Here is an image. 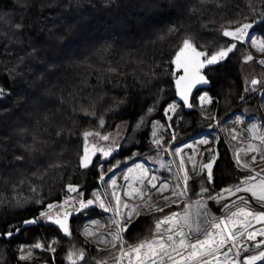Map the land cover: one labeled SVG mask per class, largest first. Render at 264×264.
<instances>
[{
    "label": "trees",
    "instance_id": "trees-1",
    "mask_svg": "<svg viewBox=\"0 0 264 264\" xmlns=\"http://www.w3.org/2000/svg\"><path fill=\"white\" fill-rule=\"evenodd\" d=\"M243 23L264 40V0H0V234L61 201L68 186L90 196L115 167L155 153L156 122L169 141L237 111L263 115L261 95L245 86L246 43L223 35ZM186 40L209 55L237 45L227 59L205 67L211 87L198 90L191 107L176 99L182 73L176 57ZM205 92L213 97L210 106L199 102ZM173 102L178 108L168 121ZM121 123L127 132L112 160L98 158L83 169L84 134L107 136ZM222 142L217 186L202 192L190 182L188 198L211 197L241 180L232 178L236 163ZM174 209L140 216L129 243L150 236L155 217ZM44 229L38 223L15 239ZM8 243L0 238V264H7ZM19 248L8 251L12 263Z\"/></svg>",
    "mask_w": 264,
    "mask_h": 264
},
{
    "label": "snow or ice",
    "instance_id": "snow-or-ice-1",
    "mask_svg": "<svg viewBox=\"0 0 264 264\" xmlns=\"http://www.w3.org/2000/svg\"><path fill=\"white\" fill-rule=\"evenodd\" d=\"M252 28L251 23H243L234 31L225 30L223 35L231 37L233 40L241 41L248 39L251 46L256 49L257 52L264 54V40L253 39L249 37L248 30ZM237 48L235 43L231 44L227 48H221L212 55L197 51L191 41L186 40L183 45V49L176 57L177 67H183L185 76L177 79L178 87L181 81L189 75V67L194 68V79L192 83H204L209 81L201 74V69L208 65H215L228 58L230 53H233ZM201 57H207L201 59ZM255 57L249 53L245 56L244 62H251ZM259 64L264 65V59L258 61ZM261 83L257 79L251 81L252 85ZM191 85H189L190 89ZM3 90L0 89V92ZM181 99L188 103V91L186 89L180 90ZM202 103H211V99L207 96L200 98ZM191 107V105H188ZM176 105H171L168 111H174ZM171 117H169L170 119ZM255 128V125H253ZM94 135L92 132H86L84 134L85 140L89 136ZM99 135V133H95ZM155 135V133H154ZM102 140H108V136H101ZM233 139H236L233 136ZM261 144H264V135L260 137ZM207 143V141H201ZM157 145L161 143L159 139L154 141ZM95 148V146H93ZM105 157L111 154V150L99 149ZM258 149L254 146L249 148V151L256 152ZM181 150H176L175 155L179 156ZM21 159V157H17ZM192 158L189 157V160ZM215 162V157L207 163L200 165L201 169H207V179H212V165ZM83 166L88 167L91 160L88 156V149L85 148V155L83 157ZM237 163L250 172H254V175L247 176L235 187L226 188L224 193L229 195H235L237 193H249L253 200L258 203L261 208H264V168L259 171L251 168V166L245 161L241 163L239 153L237 154ZM252 163H256L255 157H252ZM138 168L142 169V175L134 177V181L139 183V187H134L132 183L128 185V190L125 192V196L128 197V201H138V203H129L124 201L121 197L113 192L112 196L115 199V205L109 203L107 206L100 197V193H96V201L99 202V207L104 211H111L113 215L112 223L115 225V231L111 233V241L100 240L99 243H104L106 246L110 243L113 248H118V255H115L113 259L116 264H124L127 259V264H165V261L170 264H221L220 256L224 257V264H257L258 261H264V241L257 242L253 245L258 249L255 254L248 255L243 260L239 259L243 252H248L249 247L245 245L242 238H246L249 241H254L257 235L264 237V228L259 230H249L252 227V222L264 224V210L255 211L250 207V201L243 196L239 197V200L243 202L244 206H240L238 202H233L235 210L229 211L233 205H225V211L229 214L217 219L211 217L206 211L207 205L201 200L197 199L192 203L186 205L185 211L181 214L174 212L170 215L163 217H155L154 226L151 229V235L145 236L143 239L137 241L134 244L128 243L123 233L128 230L129 227L139 219L141 215L151 214L156 212H164L165 205L168 203H176L172 197H183L188 191V181L191 179L189 170L185 167L184 159L181 158L177 168L178 183L170 186L167 182H163L157 186V177H148V169L143 165H138ZM134 171L133 169L129 170ZM192 172H196V167L193 166ZM183 173L181 176L180 173ZM127 179V177H125ZM259 178V179H257ZM147 180L151 189L156 191L163 197L165 205H158L152 202L150 195H147V191L144 187V181ZM116 181L112 180V184L115 185ZM69 191H78V189L69 186ZM208 189H202V192H207ZM165 192H170V196H164ZM223 195V194H221ZM211 199H217V197H210ZM67 203V202H66ZM93 200H80L79 205L81 208H88L93 205ZM52 207V206H50ZM195 209V211H193ZM49 220L57 224L65 233V235H71L70 229L67 224V217L69 213L57 214L51 216L48 213L44 214ZM39 221L36 219L25 221L26 224H36ZM6 235L11 236L12 233L8 232ZM85 235L93 237L95 233L91 230H86ZM35 248H43L44 245L37 243ZM54 251V249H53ZM29 256L31 253L28 254ZM27 258V257H24ZM211 258V259H209ZM71 264H79V261L84 260L83 251H74L68 256ZM96 264H108L106 259H99Z\"/></svg>",
    "mask_w": 264,
    "mask_h": 264
},
{
    "label": "flooded vegetation",
    "instance_id": "flooded-vegetation-1",
    "mask_svg": "<svg viewBox=\"0 0 264 264\" xmlns=\"http://www.w3.org/2000/svg\"><path fill=\"white\" fill-rule=\"evenodd\" d=\"M254 32H255V35H257V31L254 30ZM249 50L252 53L251 49ZM253 56L257 60V65H255L256 66L255 70L251 71L252 73H247L245 75V79H246L245 86L247 90H253L254 92L261 95L260 102H261L262 111H263L264 109V65H261L258 63V61L261 60L258 55L253 54ZM262 59H264V55H262ZM253 79H257L261 83L257 85H252L251 81ZM237 114H242L244 116H247L244 112L237 111L233 115L230 116L231 118L228 117L227 119H224L223 121H221V123H220V120L218 119L213 120L214 123H217V125L211 124L205 128L198 130L196 133L187 135L185 137L180 138L179 135L174 133L171 136V139H169V141H168L169 135L163 134V139L160 140L161 143L159 145L153 142L154 145L156 146L155 153L149 154L147 156L138 157L134 159L133 161H131L129 164H132V162H134L137 159H147V157H150L151 155L155 156L159 152V149L165 150L169 147L172 150L180 149L183 152L182 158L184 159L185 167L189 170V174L191 176V179L188 181V185L190 182L195 181V183H192V184H195L196 187H199L200 189L206 188L209 190L210 187L215 188L217 186L215 174L217 171L218 162L222 158V154L224 153L223 151L225 150V147H226L222 142L224 141L226 142V145L230 149L231 156L234 162L236 163V170H233L234 176L232 178L241 179L238 182L229 184V186H236L242 180H244L247 176L254 175L255 173L245 170L241 165L237 163V159H236L237 150L235 151V149L242 147L247 141L249 143L253 141L261 142L260 137L263 135L262 131L264 128V124L253 122L254 117H258L261 120V115L256 114L250 117L247 116L248 118H236ZM261 121L264 123V120H261ZM229 123H231V125H229ZM253 125H255V128H253ZM233 136H235L236 139H233ZM167 141L169 142L168 144H166ZM201 141H207V143H202ZM93 146H95V148H93ZM120 146H121V142L116 144L115 146L111 145V147H107V145H101V144H91L90 145L92 149H96L97 151H100L99 149H105V150L110 149L111 153L112 152L117 153L120 149ZM185 151H190L191 154L187 156L185 154ZM163 153L167 154L168 152L163 151ZM170 153L172 152L170 151ZM197 155H198V161H197V164L195 165L196 172H192L191 169L193 168L194 158ZM213 156L215 157V162L212 165L213 175H212V179L209 185V183L206 182L207 169H201L200 165L207 164L213 158ZM104 157L105 156L102 153L99 155V157H97V159L100 158L101 160H103ZM174 157H175L174 161L176 162V169H177L179 162H180L179 156L175 155ZM189 157H191L192 159L189 160ZM129 164L125 166H121V167H115L109 173H107L105 175L106 178L104 179V181H102V179L105 176L101 179V182L98 185V187L92 190L90 196H87L86 190H83L82 188H80V190L75 191L74 193H71V191H68L67 196L63 198L61 201L48 204L47 208L43 210L39 216L35 217L39 221L38 223L43 224L45 227H48V229L38 230V231H28L27 233L31 234L32 236L25 238V239L23 238L15 239L16 237L13 236L9 240L6 237V233L5 235L0 234L1 239L9 242L3 248L6 251L5 261H7V264H71V262L68 259V256L70 253L74 251L84 252V260L79 261V264H96V261L99 259H106L108 261V264H116L113 257L115 255H118V248H113L110 243L107 246L104 243H99L100 240L111 241V233L115 231L116 229H115V225L112 223V219H113L112 212L111 211L106 212L104 211L103 208L99 207V202L96 201V193H100L102 198H104V203L106 206L109 203H111L113 206L115 205V199L112 196V193L110 194V192H108V190L110 189L115 188L114 189L115 192L121 197L122 200L126 201L128 197L125 196V192L128 190V185H129L128 179L122 180L120 182H116L115 185L110 184V187L107 185L106 180L109 179L113 175H119V174H122L121 178H124V170L129 166ZM255 171H258V169H255ZM180 175L182 176L183 173L181 172ZM165 180L169 181L168 178H166ZM178 182L179 181L177 180L175 184ZM226 187H228V185L223 186L222 189ZM222 189H220V191ZM220 191L218 193H220L221 195L223 192L222 191L220 192ZM216 196H218L217 193H216ZM234 196L230 195L229 197L233 199ZM172 199L175 200L174 198ZM197 199L203 201V200L209 199V197H206L204 195H199L191 199V198H188V192H187L186 198L182 200H176V203H168L165 205V203H161L163 198H157L154 203L165 205L164 212L173 207L175 208L173 211H171L170 213H167L166 215H170L174 212H178L182 214L186 209V205L194 202ZM80 200H84V201L93 200L94 204L89 206L88 208H81L79 205ZM251 208L254 209L253 207ZM218 209L225 212V210H223L225 209L224 207L222 209L218 207ZM93 210H95L97 213ZM207 210H208V207L206 211ZM232 210H235L234 206L229 211H232ZM89 211L95 212L96 214H92L93 216L92 215L88 216ZM255 211H258V209H255ZM65 212L70 214L67 217V224L70 229L71 235H65L64 231L57 224L53 223L51 220H49L44 215L45 213H48L51 216H56L57 214H62ZM224 212H220L221 215H218L215 218L217 219L224 218L229 214V213H226V212L224 213ZM156 213L158 214V213H163V212H156ZM144 215H150V214H144ZM84 217H85V220L83 221V225L80 229L79 228L75 229L72 227V226L74 227L78 226L80 223V220L83 219ZM75 218H76V221H74ZM137 220H135V222ZM90 221H91V224H88ZM38 223H36L35 225H37ZM133 224L131 225V227L133 226ZM88 225L91 226V231L95 233V235L91 238L85 235L86 228L88 227ZM131 227H129L128 230L123 233V237L128 243H129V234L131 231ZM260 228H264V225L253 221L252 227L249 230H259ZM242 239L245 245L249 247V251H248L249 253L243 252L242 255L239 257V259L241 260L245 258L244 256L252 255L257 252L258 249L253 247V245L256 242L264 241V237L259 236V235H257L256 239L253 242L247 240L246 238H242ZM37 243L44 245V247L35 248L34 245H36ZM17 244H20V248H19V251L16 257L17 263H12L10 261L12 257L10 254H8V251L9 253L11 250L13 251L14 246H16ZM262 247H264V245H262ZM29 253H31L30 256L28 255ZM24 257H27V258H24ZM220 258H221L220 259L221 264H224V260H223L224 257L221 255ZM124 264H127V259H125ZM165 264H170V262L165 261ZM257 264H264V261H258Z\"/></svg>",
    "mask_w": 264,
    "mask_h": 264
},
{
    "label": "rangeland",
    "instance_id": "rangeland-1",
    "mask_svg": "<svg viewBox=\"0 0 264 264\" xmlns=\"http://www.w3.org/2000/svg\"><path fill=\"white\" fill-rule=\"evenodd\" d=\"M248 34H249L250 38L261 39L260 37L255 35V32H254V30L252 28L248 30ZM244 42L246 43V46L248 48V50H247L248 53L247 54L251 53L249 51V49H251L253 54L258 55L259 58L262 59V55H264V54H261V53L257 52L256 49L251 46V44H250L248 39L244 40ZM204 53H206V52H204ZM254 64L257 65V61H254V63H251V62L245 63V66L243 67L244 76L247 73H252L251 71L255 70L256 66ZM245 84H246V79H245ZM203 96H207L208 98H210L211 99V103L213 101V97L210 94L206 93V92L199 96V102H200L201 105L210 106L211 103H202L200 98L203 97ZM171 105H176V107H175L174 111L170 112V111H168V109H169V107ZM169 107L166 110L167 114H168V121H170V119L173 117L176 109L178 108V104L176 102H173V103H171L169 105ZM263 113H264V109H263ZM169 117H171V118L169 119ZM236 118H248V117L244 116L242 114H237ZM261 120H264V115H262V114H261ZM261 120L258 117H254L253 118V122H257L259 124H261V123L264 124ZM127 127H128L127 123H121L115 131H113V132H111L110 134L107 135L109 137L110 141L102 140L100 138L101 136L100 135H95V133H94V135L89 136L87 140L89 142V145H91V144H101V145H107V147H111V145L115 146L116 144H118V143H120L122 141L124 135L127 132ZM163 127L165 128V125L163 124V122L159 121V122L155 123L154 129H153V132H152V137H153L154 141L156 139H159V140L163 139V132L161 131ZM154 133H155V135H154ZM262 134L264 135V128H263ZM210 143H211V141H210ZM252 146L256 147L258 150L256 152L249 151V148L252 147ZM176 150L177 149L172 150L170 147L165 149V150L164 149H159V152L155 155L156 157L154 155H151L150 157H147V159H137V160H135L134 162H132V164H129V166L124 170V178H121L122 174L113 175L109 179L106 180L107 181V185L110 187V184H112V180H115L116 182H120L122 180H127L128 179V181H129L128 184L132 183L134 187H139V183L134 181L133 178L136 177V176L142 175V169L138 168L137 166L138 165H143L144 168L148 169V177L149 178L151 176L157 177L156 183H157L158 187H159V184L163 183V182H167L170 186H173L175 184V182H177V180H178L177 175H176V173H177L176 172L177 171L176 162L174 161V158H175L174 156H175ZM236 150H237L236 159H237V154L239 153V157H240L241 163L246 161L252 168L258 169V171L261 168H264V144H261V142L253 141V142L249 143L247 141L242 147H239V148L235 149V151ZM163 151H167L168 153L164 154ZM170 151L172 153H170ZM185 154L187 156H189L191 154V152L190 151H185ZM182 155H183V152L181 150L180 151V155H179V161L181 160ZM252 157H255V160H256V163H254V164L252 163ZM197 161H198V155L195 156V158H194L193 166H195L197 164ZM239 165H241V164H239ZM171 166L173 167V169H172ZM130 169H133L134 171L130 172L129 171ZM166 170H167V172H166ZM125 177H127V179ZM105 178H106V176L102 179V181H104ZM166 178H168L169 181L165 180ZM144 187H145V190L147 191V195L151 196L153 203L155 202V200L157 198H163L156 191V189H151L150 188L147 180L144 181ZM230 187H235V186H229L228 185V187H226V188H230ZM226 188H224V189H226ZM114 189H110V190H108V192H110V194H111V193L115 192ZM224 189H222L221 191L223 192ZM105 192H107V191H105ZM170 195H171L170 192H165L164 193V196H170ZM186 195H187V193H186ZM186 195L183 196V197H180V198H177V197H172V198H174L175 200H182V199L186 198ZM217 195L219 196L220 193L217 192ZM215 196H216V193H215V195H212L211 197H215ZM100 197L104 201V198H102L101 195H100ZM209 199H211V198L209 197ZM126 201H128V198L126 199ZM128 202L129 203H138V201H128ZM158 205H160V204H158ZM88 224H91V221ZM86 230H91V226L88 225Z\"/></svg>",
    "mask_w": 264,
    "mask_h": 264
},
{
    "label": "water",
    "instance_id": "water-1",
    "mask_svg": "<svg viewBox=\"0 0 264 264\" xmlns=\"http://www.w3.org/2000/svg\"><path fill=\"white\" fill-rule=\"evenodd\" d=\"M195 47V46H194ZM196 48V47H195ZM183 49V48H182ZM181 49V50H182ZM196 50L197 51H200L198 48H196ZM181 52V51H180ZM180 52L178 53V55L180 54ZM202 52V51H201ZM252 54V53H251ZM177 55V56H178ZM253 55V54H252ZM201 59H205V57H201ZM179 70H181L182 71V73L177 77V79L179 78V77H182V76H185V72H184V69H183V67H180V68H178ZM204 69L205 68H203V69H201V74L202 75H204L205 76V78L209 81V83H207V84H204V83H192V81H193V79H194V76H193V73H194V68L193 67H189V75L185 78V80H183V81H181V84H180V86L178 87V85H177V79H176V89H177V97H176V99L178 100V101H181V102H183V103H185V101L183 100V99H181V95H180V90L181 89H186L187 91H188V103L187 104H189V103H191L192 102V99H193V96H194V94L198 91V90H200V89H204V88H210L211 87V82H210V80H209V78L204 74ZM189 85H191V87H190V89H189ZM262 101H263V99H262ZM229 118H231V117H229ZM87 147V149H88V156H89V158H90V160H91V163L88 165V167H84L83 166V163H82V161H83V157H84V155H85V148ZM85 148H84V153H83V156H82V158H81V164H82V168L83 169H85V168H90L93 164H94V162H95V160L97 159V157H99V155L100 154H102V152L101 151H97L96 149H92L91 147H90V145H89V142H88V140H87V143H86V145H85ZM114 154H115V152H112L107 158L106 157H104L103 158V161L104 162H109V161H111L112 160V158L114 157ZM214 164V163H213ZM213 175V174H212ZM70 186H73L74 188H76V189H78V190H80V186H78V185H70ZM68 191H69V186H68ZM75 191H71V193H74ZM33 219H36L35 217H33V218H31V219H29V220H33ZM37 220V219H36ZM28 221V220H27ZM33 225H35V224H26L25 222L23 223V225H21L16 231H14V232H11L12 233V235L11 236H8V235H6V237H7V239H11L13 236H18L23 230H25L26 228H29V227H31V226H33ZM3 236V235H2Z\"/></svg>",
    "mask_w": 264,
    "mask_h": 264
},
{
    "label": "bare ground",
    "instance_id": "bare-ground-1",
    "mask_svg": "<svg viewBox=\"0 0 264 264\" xmlns=\"http://www.w3.org/2000/svg\"><path fill=\"white\" fill-rule=\"evenodd\" d=\"M150 135V134H149ZM153 138V137H152ZM109 141V140H108ZM153 141V139H152ZM154 142V141H153ZM235 157V156H234ZM223 195H219V196H216L217 199H207V200H203L202 202L205 203L208 207V210L207 212L210 214L211 217H216L218 215H221L220 212H224L220 209H218V207H220L221 209L225 206V205H234V201L235 202H238L240 206H244L243 205V202L239 200V197L243 196L245 199H248L249 201H251L252 203H250V207H253L255 209H258V211H262L264 210V208H261V206L256 203L255 200L252 199V197L250 196L249 193H244V192H241V193H237L235 194L234 198L231 199V197H229L230 195L227 194V193H222ZM233 203V204H232ZM252 204V205H251ZM220 205V206H219ZM225 210V209H223ZM92 211V210H90ZM89 211V212H90ZM95 211V210H93ZM193 211H195V209H193ZM96 212V211H95ZM226 212V211H225ZM224 212V213H225ZM97 213V212H96ZM226 213H229V212H226ZM91 214V213H90ZM90 214H88V216H90ZM93 216V215H92ZM260 224V223H259ZM264 225V224H263ZM262 240V239H261ZM139 241V240H138ZM253 242V241H252ZM256 242V241H255ZM257 243V242H256ZM258 251V250H257ZM249 253V252H248ZM242 255V254H241ZM244 257H247V256H244ZM221 259V258H220ZM224 260V259H223ZM2 263V262H0Z\"/></svg>",
    "mask_w": 264,
    "mask_h": 264
}]
</instances>
